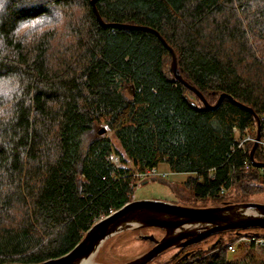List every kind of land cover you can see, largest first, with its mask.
Returning <instances> with one entry per match:
<instances>
[{"label":"trees","instance_id":"trees-1","mask_svg":"<svg viewBox=\"0 0 264 264\" xmlns=\"http://www.w3.org/2000/svg\"><path fill=\"white\" fill-rule=\"evenodd\" d=\"M96 5L106 23L160 36L102 25L92 0H0V264L61 257L133 200L135 171L110 160L116 150L124 156L108 130L136 170L167 163L189 173L184 187L196 201L242 203L263 190L253 141L239 148L235 134L255 136V114L228 97L204 106L175 78L162 38L183 78L211 104L229 94L264 130V0ZM254 157L264 163L261 144ZM229 190L234 196L225 199ZM235 231L210 248L182 247L166 264H264L259 245L239 241L264 235ZM243 247V256L229 258Z\"/></svg>","mask_w":264,"mask_h":264},{"label":"water","instance_id":"water-1","mask_svg":"<svg viewBox=\"0 0 264 264\" xmlns=\"http://www.w3.org/2000/svg\"><path fill=\"white\" fill-rule=\"evenodd\" d=\"M97 1L98 0H92V5L102 25L144 29L153 31L160 36L156 30L148 26L106 23L97 9ZM162 40L171 51V70L175 78L182 81L185 86L193 91L204 106L216 108L221 104L224 97H228L235 104L255 114L258 126L256 137L250 150V159L254 165L264 166V163L257 162L254 157L263 131L261 118L256 115L252 108L236 101L231 95L226 93L220 94L217 102L211 104L196 86L190 84L183 78L178 67L175 51L163 38ZM105 130L106 128H102L101 133L105 132ZM249 210L255 211V213L251 214L248 212ZM135 220L138 221L135 222ZM130 226H156L166 230L165 234L160 238H157L155 235L144 236L145 239L151 240L153 245L152 248L138 258L125 263L146 264L169 247H186L192 243L201 242L216 232L233 229L239 230L255 226L264 227V203L242 202L226 203L222 206L213 207H194L163 200H132L120 209L111 212L109 215L95 222L86 232L83 239L70 252L40 264H75L77 260L92 253H96L106 238Z\"/></svg>","mask_w":264,"mask_h":264},{"label":"rangeland","instance_id":"rangeland-1","mask_svg":"<svg viewBox=\"0 0 264 264\" xmlns=\"http://www.w3.org/2000/svg\"><path fill=\"white\" fill-rule=\"evenodd\" d=\"M107 134L112 139L114 147L120 150L124 156L120 165L135 171L136 169L133 163L124 155L121 144L114 138L113 132L108 130ZM245 134L253 135L254 133L246 131ZM116 154H119L117 153V150ZM157 168L159 173L152 176L156 178L151 179V177H149L147 178L148 180L146 179V181H144L145 179L140 180L136 178L133 200H163L167 202L174 200L175 203L194 207H213L223 205L220 198H209L207 201H196L193 195L189 194L188 190L184 187V182L190 176L189 173L174 172L167 163H161ZM163 181L167 182L168 184L176 185L178 187V191L176 193L173 192L172 188ZM262 188L263 190L261 192L247 197L246 202L264 203V186ZM226 193L228 195L225 197V199H229L230 196H234V192L231 190L227 191ZM248 212L251 214L255 213V211L252 210H249ZM237 231H241L242 233L253 231L264 235V227L260 226L243 228ZM165 232L166 230L164 228L156 226H130L123 230L117 231L110 237L106 238L99 247V250L90 256V259L92 260V264H125L138 258L152 248L153 245L151 240L145 239L144 236L155 235L157 238H160L165 234ZM236 235L237 232L234 229L216 232L201 241L200 246H202V248H210L221 237H223L225 242H229L230 239ZM246 249V247L237 248L235 252H230L229 258L243 256L247 251ZM188 250L190 249H187L186 251L188 252ZM179 251L180 247H169L146 264H166L173 257V255L177 254ZM255 252L260 258L264 259V247L256 246Z\"/></svg>","mask_w":264,"mask_h":264},{"label":"built area","instance_id":"built-area-1","mask_svg":"<svg viewBox=\"0 0 264 264\" xmlns=\"http://www.w3.org/2000/svg\"><path fill=\"white\" fill-rule=\"evenodd\" d=\"M264 120V117H263ZM235 134H237L236 139L238 141V147L245 149L246 148V144L249 141H253L255 140V136L254 135H250V134H241L240 131L235 128ZM262 136L260 139L259 144H261L264 147V130L262 132ZM110 160L115 164V165H120L121 164V156L119 154H116V152H113L110 155ZM247 167H249V164L247 165ZM261 170L262 172H264V166H261ZM158 172V168L157 167H149V168H145L144 170H135L134 172V178L140 179V180H144L147 179L149 177L154 176L155 174L157 175ZM222 192H225V189H222ZM239 241H245V242H255L257 245L259 246H263L264 245V238L263 237H258L257 235H253L251 237H247V236H240ZM229 248L231 250H235V245L234 244H230Z\"/></svg>","mask_w":264,"mask_h":264},{"label":"bare ground","instance_id":"bare-ground-1","mask_svg":"<svg viewBox=\"0 0 264 264\" xmlns=\"http://www.w3.org/2000/svg\"><path fill=\"white\" fill-rule=\"evenodd\" d=\"M137 221L138 220H135V222H137ZM93 254L94 253L77 260L75 264H92V260L90 259V256Z\"/></svg>","mask_w":264,"mask_h":264},{"label":"crops","instance_id":"crops-1","mask_svg":"<svg viewBox=\"0 0 264 264\" xmlns=\"http://www.w3.org/2000/svg\"><path fill=\"white\" fill-rule=\"evenodd\" d=\"M170 202H173V203H175V202H174V200H172V201H170Z\"/></svg>","mask_w":264,"mask_h":264}]
</instances>
